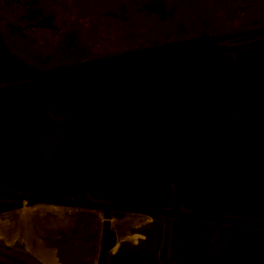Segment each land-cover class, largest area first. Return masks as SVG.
<instances>
[{"label":"water","instance_id":"1","mask_svg":"<svg viewBox=\"0 0 264 264\" xmlns=\"http://www.w3.org/2000/svg\"><path fill=\"white\" fill-rule=\"evenodd\" d=\"M4 53L0 188L21 206L87 191L141 213L166 196L264 229V46L231 58L200 36L45 71ZM230 243L222 263L264 264V232Z\"/></svg>","mask_w":264,"mask_h":264},{"label":"flooded vegetation","instance_id":"2","mask_svg":"<svg viewBox=\"0 0 264 264\" xmlns=\"http://www.w3.org/2000/svg\"><path fill=\"white\" fill-rule=\"evenodd\" d=\"M200 36L231 58L264 46V0H0V58L37 71ZM0 194V264H224L231 240L264 232L254 219L174 209L166 196L136 213L87 191L30 211L19 192Z\"/></svg>","mask_w":264,"mask_h":264},{"label":"bare ground","instance_id":"3","mask_svg":"<svg viewBox=\"0 0 264 264\" xmlns=\"http://www.w3.org/2000/svg\"><path fill=\"white\" fill-rule=\"evenodd\" d=\"M31 209L33 210L34 208H28V209H26V211H28V210L30 211ZM24 211H25V209L21 210L20 213H22L23 215H25L26 212H24Z\"/></svg>","mask_w":264,"mask_h":264}]
</instances>
